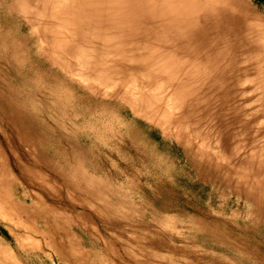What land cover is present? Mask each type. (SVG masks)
<instances>
[{
	"label": "rangeland",
	"instance_id": "obj_1",
	"mask_svg": "<svg viewBox=\"0 0 264 264\" xmlns=\"http://www.w3.org/2000/svg\"><path fill=\"white\" fill-rule=\"evenodd\" d=\"M54 1L0 0V264H264V0H196L208 38L174 62L129 28L98 45L83 1ZM221 61L191 95L184 72Z\"/></svg>",
	"mask_w": 264,
	"mask_h": 264
},
{
	"label": "bare ground",
	"instance_id": "obj_2",
	"mask_svg": "<svg viewBox=\"0 0 264 264\" xmlns=\"http://www.w3.org/2000/svg\"><path fill=\"white\" fill-rule=\"evenodd\" d=\"M24 1V0H23ZM52 1V0H51ZM54 1V0H53ZM70 1V0H69ZM77 1V0H76ZM83 1V4H82V6H81V8L80 9H82L83 11L85 10L86 11V15H84V16H86L85 18H87V19H89V21L90 20H96L98 23H100L99 25L101 26H98V24L96 25L97 26V28H95V29H99V31H101L104 35H102V33H99V31H98V35H100L101 34V36H99L100 38H101V41L99 42L100 44H98V45H104V43H107L108 45H109V42H112L113 41V43L116 45V43H117V41H119L120 42V40H127V38L126 37H123L124 36V34L126 33L125 32V30L124 29H128L129 28V30H127L128 32H127V34L130 36V39L128 38V41H129V43L131 42L133 45L135 44V43H138V42H142L143 40L145 41V40H147V43H150L149 41H151L152 43H154V41L156 42L155 44H157V45H162L163 46V48L161 49V47H160V49L161 50H166V52H168L171 56H168V58L169 57H171L168 61H170L171 59H172V57H174V53H177V55H179L180 54V52H183L184 50H188L187 49V47H189L190 48V46H188V45H190L189 43V40H192V41H196L197 40V37H198V39L201 41V42H204L205 40H207V38H208V36H207V30L205 29L203 32H202V29L204 28V26H208V23L209 22H207L206 21V19L208 20V19H210L212 16H209V15H205L204 16V13H200V11H202V12H204L205 11V8H200L201 6L199 5V3L196 1V0H86V3L84 2L85 0H82ZM188 1H190V2H188ZM55 2V1H54ZM188 2V3H187ZM70 3V2H69ZM46 5V4H45ZM44 5V6H45ZM65 5H67V4H65ZM184 5H185V7H184ZM11 6V5H10ZM79 6V5H78ZM72 7V6H71ZM70 7V8H71ZM80 7V6H79ZM211 8V7H210ZM12 9V8H11ZM54 10V9H53ZM64 10V9H63ZM47 11V10H46ZM72 11V10H71ZM206 11H208V9L206 10ZM213 11V10H212ZM57 12H58V10H57ZM90 13V15L88 14V13ZM45 13V12H44ZM48 13V12H47ZM51 13V11H49V13L48 14H50ZM81 13V12H80ZM83 13V12H82ZM84 14V13H83ZM211 14H214L213 12L211 13ZM83 16V17H84ZM85 18H84V20H85ZM76 19V18H75ZM82 19V18H81ZM87 19L85 20V22L87 21ZM68 20V19H67ZM79 21V20H78ZM82 22V21H81ZM84 22V21H83ZM83 22H82V24H80V25H84L83 24ZM92 23H93V21H92ZM96 23V22H95ZM62 24V23H61ZM88 24H90V23H88ZM63 25V24H62ZM87 25V24H86ZM86 25H84V26H86ZM93 25H94V23H93ZM125 25V26H124ZM81 26V27H82ZM88 26H90V25H88ZM87 26V27H88ZM95 26V27H96ZM100 27V28H99ZM123 27H125V28H123ZM212 27V26H211ZM83 28V27H82ZM208 28H210V27H208ZM215 28V27H214ZM84 29V28H83ZM101 29V30H100ZM96 31V30H95ZM209 31V30H208ZM71 32V31H70ZM89 33H92V32H89ZM88 33V34H89ZM52 34V33H51ZM94 34V33H93ZM91 35V34H90ZM89 35V36H90ZM88 36V37H89ZM127 36V35H126ZM218 36V35H217ZM74 37V36H73ZM84 37V36H83ZM91 37V36H90ZM92 37H95V36H92ZM182 38H184V40L186 39L187 40V43H185V42H183L182 43V41H184V40H182ZM86 39H87V36H86ZM85 39V40H86ZM95 39V38H94ZM148 39H150L149 41H148ZM73 40H75V39H73ZM83 40V39H82ZM89 40H91V39H89ZM93 40V39H92ZM95 40H98V39H95ZM80 41V40H79ZM116 43H115V42ZM90 42V41H89ZM93 42V41H92ZM103 44H102V43ZM118 42V43H119ZM144 43V42H143ZM146 43V42H145ZM211 43V42H210ZM75 44V43H74ZM92 44V43H91ZM107 44L105 45L106 46V48L105 49H107L106 50V54H109V53H107V51H108V48H107ZM112 44V43H111ZM121 44V43H120ZM151 44V43H150ZM192 44V43H191ZM73 45V44H72ZM96 45V44H95ZM95 45H91V46H95ZM113 45L114 47H116V46H121V45ZM123 45H125V44H123ZM61 46V45H60ZM83 46V45H82ZM105 46H102V49H103V47H105ZM151 46V45H150ZM156 46V45H155ZM68 47V46H67ZM70 47H72V46H70ZM76 47V46H75ZM88 47V46H87ZM96 47V46H95ZM98 47V49L99 48H101V46H97ZM122 47V46H121ZM120 47V48H121ZM126 48H127V46H125ZM153 47V46H152ZM151 47V48H152ZM195 46H193V48H194ZM211 49H213V45H210L209 46ZM69 48V47H68ZM81 48V47H80ZM80 48H78V49H80ZM84 48H86V47H84ZM92 48V47H91ZM119 48V49H120ZM122 48H124V47H122ZM154 48V47H153ZM157 48H158V46H157ZM77 49V50H78ZM93 49V48H92ZM110 49V48H109ZM113 49V48H112ZM147 49V48H146ZM159 49V48H158ZM192 49V48H191ZM69 50V49H68ZM81 50V49H80ZM95 50V49H94ZM100 50V49H99ZM99 50H97V51H99ZM104 50V49H103ZM117 49H114V51H116ZM121 50H123V49H121ZM121 50H119V51H121ZM127 50V49H126ZM85 51V50H84ZM97 51H95L96 53H94L93 55H95V54H97ZM101 51V50H100ZM105 51V50H104ZM103 51V52H104ZM149 51V50H148ZM189 51V50H188ZM192 51V50H191ZM53 52V51H52ZM90 52H92V51H90ZM118 52V51H117ZM155 52H156V50H155ZM159 52V51H158ZM162 52H165V51H162ZM190 52V51H189ZM64 53V52H63ZM78 53V52H77ZM83 53V52H82ZM89 53V52H88ZM100 53H102V51L100 52ZM100 53H98V54H100ZM115 53V52H114ZM113 53V54H114ZM121 53V52H120ZM119 53V54H120ZM123 53V52H122ZM141 53V52H140ZM168 53H166V55H168ZM186 53H188V52H186ZM190 53H192V52H190ZM67 54V53H66ZM75 54V53H74ZM98 54H97V57H96V55L94 56V57H96V59L97 58H99L98 57ZM104 54H105V52H104ZM112 53H111V55H113ZM116 54V53H115ZM162 54V53H161ZM165 54V53H164ZM183 54V53H182ZM194 54V53H193ZM88 55V54H87ZM90 55V54H89ZM111 55L110 56H107V58L108 57H110V59H111ZM125 55V54H124ZM155 55H156V53H155ZM181 55V54H180ZM186 55V54H185ZM188 55V54H187ZM191 55L192 54H190V55H188V56H190L191 57ZM102 56H104V55H102ZM102 56H101V58H102ZM115 55H113V57H114ZM117 56H119L118 54H117ZM139 56V55H138ZM165 56V55H164ZM187 56V57H188ZM197 56V55H196ZM78 57V56H77ZM83 57V56H82ZM112 57V59L113 60H115L114 58ZM130 57V56H129ZM153 57V56H152ZM158 57V56H157ZM175 57H177V56H175ZM180 57V56H179ZM178 57V58H179ZM181 57H183V56H181ZM92 58V57H91ZM106 58V56L103 58V59H105ZM106 58V60L105 61H107L108 59ZM117 58V57H116ZM119 58H121V57H119ZM125 58V57H124ZM161 59L163 58V55H162V57H160ZM168 58H166L165 57V60H167ZM185 58V57H184ZM196 58V57H195ZM70 59H72V58H70ZM79 59H81V58H79ZM86 59H89V58H86ZM118 59V58H117ZM116 59V60H117ZM135 59V58H134ZM164 59V58H163ZM186 59H188V58H186ZM100 60H102V59H100L99 58V61ZM119 60V59H118ZM175 60V59H174ZM179 60H181V59H179ZM179 60H177V61H179ZM194 60V59H193ZM93 61V60H92ZM98 61V60H97ZM123 61V60H122ZM151 61V60H150ZM162 60H160V62H161ZM171 61H173V60H171ZM186 61H188V60H186ZM49 62V61H48ZM126 62V61H125ZM129 62V61H128ZM157 62V61H156ZM174 62V61H173ZM66 63V62H65ZM93 63H94V61H93ZM96 63V62H95ZM107 63L110 65V63L109 62H106L105 64H106V67H107ZM114 63V62H113ZM116 63H119V61L118 62H116ZM135 63V62H134ZM168 63V62H167ZM181 63V62H180ZM184 63V62H183ZM186 63V62H185ZM194 63V62H193ZM86 64V63H85ZM97 65H98V63H96ZM101 64H104V63H101ZM101 64H99L98 65V67L101 65ZM111 64H112V62H111ZM120 64H121V62H120ZM127 64H130V63H127ZM153 64V63H152ZM173 64V63H172ZM176 63H174V65H175ZM177 64H179L178 62H177ZM188 64V63H187ZM186 64V65H187ZM190 64V63H189ZM131 65V64H130ZM156 65H158V64H156ZM162 65V64H161ZM183 65V64H182ZM61 66V65H60ZM63 66V65H62ZM72 66V65H71ZM112 66H113V64H112ZM112 66H110L111 68H112ZM118 66H120V65H117V67ZM121 66H123L122 64H121ZM132 66H133V64H132ZM144 66V65H143ZM165 66H166V64H165ZM164 66V67H165ZM177 66V65H176ZM78 67V66H77ZM93 67H95V65L93 66ZM92 67V68H93ZM104 65H103V67H101L100 66V68H101V70H102V68H103V71L106 69H104ZM163 67V68H164ZM169 67V66H168ZM172 67V66H171ZM175 67V66H174ZM173 67V68H174ZM179 67V66H178ZM178 67H177V69H178ZM183 67H185L184 65H183ZM182 67V68H183ZM61 68V67H60ZM65 68V67H64ZM64 68H61L62 70L64 69ZM83 68V67H82ZM92 68H90V70L92 69ZM118 68H120V67H118ZM122 68V67H121ZM120 68V69H121ZM126 68V65L124 66V69ZM133 68V67H132ZM135 68V67H134ZM167 68V67H166ZM79 69V68H78ZM85 69V68H84ZM89 69V68H88ZM107 69H108V67H107ZM113 69V68H112ZM117 69V68H116ZM115 69V70H116ZM120 69H118V70H120ZM144 69V68H143ZM153 69V68H152ZM156 69V68H155ZM168 69V68H167ZM167 69H163V70H167ZM180 69H181V65H180ZM225 63H224V61L222 62H219V63H216V64H213V65H210V66H208V67H206L205 69H202V70H199L198 68H196V67H193V68H191V69H187L185 72H184V74L185 75H183L185 78H189L190 80H191V82H192V79L193 80H195V76H201V74L203 73H205V71H206V74H208L207 75V77L210 79V81H216V80H222V77L223 76H221V75H223L224 74V72H225ZM83 70V69H82ZM110 70V69H109ZM133 70V69H132ZM96 71V70H95ZM111 71V70H110ZM157 71V70H156ZM159 71V70H158ZM172 71H175V70H172ZM178 71H180L179 69H178ZM65 72V71H64ZM97 72V71H96ZM100 72H102V71H100ZM100 72H97L96 74H95V76H94V78L96 77V76H98V77H100L99 75H97L98 73L100 74ZM118 72V71H117ZM120 72V71H119ZM118 72V73H119ZM123 72V71H122ZM133 72V71H132ZM135 72H137L136 71V69H135ZM134 72V73H135ZM153 72V71H152ZM167 72H169V71H167ZM171 72V71H170ZM90 73H91V71H90ZM104 73H106L105 71H104ZM108 73V72H107ZM106 73V74H107ZM114 72H113V70H112V74H113ZM121 73V72H120ZM161 73V72H160ZM173 73V72H172ZM180 73H181V71H180ZM117 74V73H116ZM148 74V73H147ZM150 74V73H149ZM154 74V73H153ZM166 73H164V75H165ZM85 75V74H84ZM101 75L103 76V73H101ZM107 75H109V74H107ZM115 75V74H114ZM121 75H123V74H121ZM169 75V74H168ZM173 75V74H172ZM182 75H181V77H182ZM110 76V75H109ZM118 76V75H117ZM169 76H171V75H169ZM174 76H177V75H174ZM197 76V77H198ZM204 76H206V75H203L202 77H204ZM88 77V76H87ZM111 77V76H110ZM113 77V76H112ZM115 77V76H114ZM134 77H135V75H134ZM197 77H196V83L194 84V83H191L190 85H191V90H189L190 88L188 87V89L187 90H189V92H192V94L191 95H193V94H195V93H198V92H201L202 93V91H206V89H208V88H210L209 86H208V88H206L205 86H207L208 84H209V82H207L205 85H203L204 83H205V81H204V83L203 82H201V84L199 83V80H200V78L198 77V79H197ZM211 77V78H210ZM84 78H86V77H84ZM93 78V79H94ZM97 78V77H96ZM118 78V77H117ZM207 78V79H208ZM76 79V78H75ZM79 79V78H78ZM90 79H92V76L90 77ZM100 79H102V78H100ZM104 79V78H103ZM103 79H102V81H103ZM105 79H107V77H105ZM163 79V78H162ZM173 79V78H172ZM177 79L178 78H176V82H177ZM209 79H208V81H209ZM84 80V79H83ZM82 80V81H83ZM174 80V79H173ZM180 80V79H179ZM90 81V80H89ZM94 81V80H93ZM96 81V80H95ZM101 81V82H102ZM105 81V80H104ZM145 81H146V79H145ZM175 81V80H174ZM182 81L183 80H181L180 82H179V84L180 83H182ZM186 81V80H185ZM185 81H183V84H184V82ZM77 82H79V81H77ZM86 82V81H85ZM92 82V81H91ZM118 82H120V81H118ZM173 82V81H172ZM194 82V81H193ZM93 83V82H92ZM178 83V82H177ZM203 83V84H202ZM80 84V83H79ZM84 84V83H83ZM144 84V83H143ZM179 84H177V85H179ZM86 85H88L87 83H86ZM92 85V84H91ZM154 85V84H153ZM181 85V84H180ZM189 85V86H190ZM95 86V85H94ZM97 86V85H96ZM130 87V86H129ZM183 87V86H182ZM184 87H186L187 88V86L184 84ZM183 87V88H184ZM131 88V87H130ZM180 88L181 90H186V88ZM180 89H179V92H180ZM177 90H178V88H177ZM183 91V92H186L187 94H190L188 91ZM177 92V91H176ZM96 93V92H95ZM133 93V92H132ZM129 94L131 95V97H128V98H130V100H131V98H132V94L129 92ZM127 95H128V93H127ZM138 95V94H137ZM181 95H182V92H181ZM183 95H185V94H183ZM136 95H134V98H136L135 97ZM142 96V95H141ZM144 97H145V95H143ZM187 96V95H186ZM148 97V96H147ZM139 98V97H138ZM143 98V97H142ZM142 98H140V99H142ZM187 98H188V96H187ZM186 98V100L188 101V99ZM133 99V98H132ZM144 99V98H143ZM152 100V99H151ZM129 101V100H128ZM145 101H146V98H145ZM148 101H150V98H147V103L149 104V103H152L153 101H151V102H148ZM158 101V100H157ZM186 101V102H187ZM130 102V101H129ZM160 102V101H159ZM159 102L156 104V105H158L159 104ZM189 102V101H188ZM187 102V103H188ZM131 103V102H130ZM134 103V102H133ZM144 103V102H143ZM146 103V102H145ZM144 103V106L146 105L147 106V104H145ZM190 103L191 102H189L187 105H190ZM192 103H193V105H192ZM192 103H191V105H192V107H191V105H190V108L188 107V111L189 112H194L193 110H195L194 109V107L196 108V106H197V104H194L195 102H193L192 101ZM136 104V103H135ZM134 105V104H133ZM133 105H132V109L133 108H136V107H133ZM139 105V104H138ZM164 105V104H163ZM134 106H136V105H134ZM144 106H141V107H143V109H144ZM145 106V107H146ZM154 106V105H153ZM153 106H152V110L153 109H155V108H153ZM159 106H160V104H159ZM140 107V108H141ZM162 107H164V106H162ZM148 108V107H147ZM142 108H141V111L143 110ZM148 109H151V107L150 108H148ZM158 109H159V107H158ZM138 110V109H137ZM145 110V109H144ZM144 110H143V112H144ZM151 110V111H152ZM156 110H157V107H156ZM163 110H165L164 108H161V110H160V113L163 111ZM140 111V110H139ZM140 111V113H143V112H141ZM150 111V113H157V111H152L151 112ZM145 112H146V110H145ZM148 112L149 111H147V113H146V115L148 116ZM164 112V111H163ZM150 113H149V116H150ZM164 113H168V111L167 112H164ZM155 116L157 115V114H154ZM159 115V114H158ZM158 115H157V117H158ZM161 115V114H160ZM165 115V114H164ZM192 115V114H191ZM167 116V115H166ZM170 116V115H169ZM188 120L190 119V114L187 112L185 115H184ZM156 117V118H157ZM165 117V116H164ZM171 117V116H170ZM194 117H195V115L193 114V118H191L190 120L191 121H193V119H194ZM199 117V116H198ZM148 118H150V117H148ZM161 118H162V116H161ZM167 118V117H166ZM172 118V117H171ZM197 118V117H196ZM199 119V118H198ZM153 120H156V119H153ZM163 120V119H162ZM176 122V121H175ZM162 123V122H161ZM192 123V122H191ZM165 124H167V123H165ZM163 126V125H162ZM166 126V125H165ZM165 126H163V128L165 127ZM195 126H197V125H195ZM169 127V126H168ZM168 127H167V129H168ZM200 127V126H199ZM198 127V128H199ZM201 128V127H200ZM167 129H165L166 131H167ZM210 129V128H209ZM221 129V128H220ZM199 130H201V129H199ZM218 130H219V128H218ZM222 130V129H221ZM221 130H219V131H217V132H219L218 134L219 135H224L225 137H223V136H220L219 137V135L217 134V137H219L220 138V141L221 142H223L222 143V145H223V147H225L226 149L228 148V151H229V144H231V143H228L229 141H231V139H232V136H231V134H228V132H229V130L228 129H225L224 131H221ZM170 131H172L173 132V130L171 129ZM168 132H169V130H168ZM190 133V132H189ZM216 135V134H215ZM182 136V135H181ZM196 137V136H195ZM216 137V138H217ZM227 137L229 138H231L230 140H228L227 142H226V140H227ZM219 138H218V140H219ZM214 139V138H213ZM213 139H212V142H214L213 141ZM194 140V139H193ZM207 140H209V139H207ZM203 141V140H202ZM239 141L243 144V140H242V138L241 139H239ZM204 142V141H203ZM203 142H202V145H201V143H199L201 146H205V145H209V144H212V143H210L209 142V144H207L206 143V141H205V145H203ZM208 142V141H207ZM235 142V140L233 141V143ZM183 143H184V141H183ZM232 143V144H233ZM217 144H220V142L218 141V143ZM231 144V145H232ZM215 145V144H214ZM230 145V146H231ZM233 146V145H232ZM231 146V147H232ZM218 147H220L219 149H217V150H219V152L218 151H216L217 153V155L218 156H216V157H219V156H222L226 151L224 150V153L222 152H220L221 151V145L220 146H218ZM210 148H212V153H213V149L215 148L214 146L213 147H210ZM225 148H223V149H225ZM233 148H234V146H233ZM210 150V149H209ZM216 150V149H215ZM194 156H193V159L196 161L198 158H202V159H204L203 161L205 162V163H208V160H209V157L211 158L212 156H213V154H212V156H211V154L209 153H207V151H204V152H202V151H199V150H197V148H194ZM234 151V150H233ZM209 152V151H208ZM211 152V151H210ZM233 153V152H232ZM222 154V155H221ZM226 154H227V152H226ZM225 154V155H226ZM230 154V152L227 154V155H229ZM210 155V156H209ZM232 155V154H231ZM214 157H215V155H214ZM213 157V158H214ZM212 159V158H211ZM225 160V159H224ZM226 160L228 161V162H230V157L229 156H227L226 157ZM231 160H233V159H231ZM234 161V160H233ZM225 163V162H224ZM230 163H233L232 161L230 162ZM229 163V164H230ZM227 162L225 163V165L224 166H226L227 167ZM192 165H193V168L195 169V171L197 172V175L200 177V178H203V179H205L206 180V178H207V175H206V172H204V171H202L201 170V168H200V165L198 164V163H196V162H194V161H192ZM230 165H228V167H229ZM213 167H214V169L216 170L217 169V167H216V165H213ZM233 168V167H232ZM219 170V169H218ZM232 170V169H231ZM228 171H230V170H228ZM242 171V170H241ZM219 172V171H218ZM232 172V171H231ZM236 172H240V171H236ZM233 174V172L231 173V175ZM215 176L217 177V179H219V181L221 180L220 178H221V174H215ZM215 176H213L214 178H215V182L217 181V182H219L218 180H216V177ZM220 183H221V181H220ZM200 215V214H199ZM202 216V215H201ZM205 217V216H204ZM209 218V217H208ZM206 220V219H205ZM210 220V219H209ZM216 220V219H215ZM197 225V224H196ZM230 226V225H229ZM200 229V228H199ZM236 234V233H235ZM49 249V248H48ZM210 250V249H209ZM211 251V250H210ZM51 259V258H50Z\"/></svg>",
	"mask_w": 264,
	"mask_h": 264
}]
</instances>
